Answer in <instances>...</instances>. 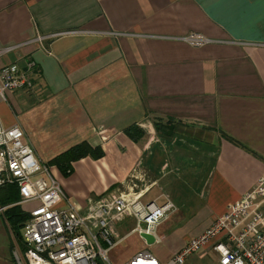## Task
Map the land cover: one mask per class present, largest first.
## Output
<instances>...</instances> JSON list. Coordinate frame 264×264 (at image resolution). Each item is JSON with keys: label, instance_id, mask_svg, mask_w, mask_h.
Wrapping results in <instances>:
<instances>
[{"label": "crops", "instance_id": "1", "mask_svg": "<svg viewBox=\"0 0 264 264\" xmlns=\"http://www.w3.org/2000/svg\"><path fill=\"white\" fill-rule=\"evenodd\" d=\"M192 33L209 42L188 43ZM8 47L0 70L33 62V86L0 97L3 124L19 125L43 163L82 143L103 150L71 173L49 165L82 206L114 190L172 201L156 229L171 249L162 263L264 175V0H0ZM170 121L178 131L157 129ZM33 197L0 187V264H28L25 224L9 211L29 219Z\"/></svg>", "mask_w": 264, "mask_h": 264}, {"label": "built area", "instance_id": "2", "mask_svg": "<svg viewBox=\"0 0 264 264\" xmlns=\"http://www.w3.org/2000/svg\"><path fill=\"white\" fill-rule=\"evenodd\" d=\"M47 38L50 37L38 36L32 42ZM184 40L194 46L209 42L197 33ZM14 48H5L0 54ZM33 64L30 62L24 68L13 63L2 68L0 97L5 99L9 91L31 88ZM23 137L19 125L7 127L0 117V187L16 185L31 189L33 198L39 202L22 235L28 264H113L108 252L123 238L132 233L141 236L144 232L156 237L157 227L169 218L174 208L172 201L145 203L142 193L128 196L110 192L90 198L86 206L74 202L51 167L37 158ZM127 218L135 221V227L119 237L116 229ZM209 246L217 255V264H264V175L240 202L230 204L209 228L191 238L165 263L144 250L124 264H186L188 258ZM16 256L19 257L18 253Z\"/></svg>", "mask_w": 264, "mask_h": 264}, {"label": "rangeland", "instance_id": "3", "mask_svg": "<svg viewBox=\"0 0 264 264\" xmlns=\"http://www.w3.org/2000/svg\"><path fill=\"white\" fill-rule=\"evenodd\" d=\"M114 191L116 192L117 190ZM134 227L135 221L132 218H127L120 225H118L116 230L119 232V236L123 237L128 234ZM144 250L151 252L158 259H164L171 253V249L167 242L156 241L155 243L149 245L137 233H132L123 238L118 245L112 248L108 252V256L113 264H124L125 262L132 259V257L139 251ZM194 255L197 254L195 253ZM194 255H192L191 258H188L186 264H194ZM205 258V261L209 262V264H214L215 259L217 260V255L212 251L209 252ZM202 262L203 259L200 260L197 264H202Z\"/></svg>", "mask_w": 264, "mask_h": 264}, {"label": "trees", "instance_id": "4", "mask_svg": "<svg viewBox=\"0 0 264 264\" xmlns=\"http://www.w3.org/2000/svg\"><path fill=\"white\" fill-rule=\"evenodd\" d=\"M156 127L159 131L171 130L172 132H174V130H179L177 125H172V121L165 125H163L162 123H157ZM88 154H92L95 157H102L104 155V152L99 147L92 149L88 144L82 143L75 147H72L70 150L54 158L51 163L49 162L48 165L57 164L65 173H71V163ZM9 212H11V218L13 219L14 225L21 227L28 220V218L27 220H25L27 216L23 215V213H21L17 208H12ZM20 238L22 242L21 244L24 245L22 235Z\"/></svg>", "mask_w": 264, "mask_h": 264}, {"label": "water", "instance_id": "5", "mask_svg": "<svg viewBox=\"0 0 264 264\" xmlns=\"http://www.w3.org/2000/svg\"><path fill=\"white\" fill-rule=\"evenodd\" d=\"M141 236L143 237V239L146 240L147 244L149 245L156 242V237L154 234L144 232Z\"/></svg>", "mask_w": 264, "mask_h": 264}]
</instances>
